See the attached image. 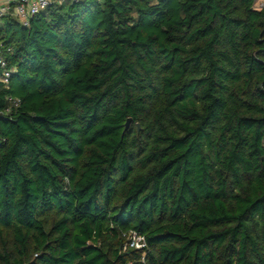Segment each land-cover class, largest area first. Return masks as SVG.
<instances>
[{"label": "trees", "instance_id": "1", "mask_svg": "<svg viewBox=\"0 0 264 264\" xmlns=\"http://www.w3.org/2000/svg\"><path fill=\"white\" fill-rule=\"evenodd\" d=\"M256 1L0 18V264H264ZM133 230L147 247L125 248Z\"/></svg>", "mask_w": 264, "mask_h": 264}, {"label": "built area", "instance_id": "2", "mask_svg": "<svg viewBox=\"0 0 264 264\" xmlns=\"http://www.w3.org/2000/svg\"><path fill=\"white\" fill-rule=\"evenodd\" d=\"M66 2V1H80V0H0V18L5 15L11 14L17 17L24 24H28L29 20L36 16L37 14L45 11L55 2ZM256 1L255 8L261 9L264 7V0ZM13 48L11 46L5 47L3 42L0 41V70H1V82L8 86L10 83V78L15 71L13 67H8L6 53H12ZM12 106H19L20 100L18 98L9 97ZM10 107L7 108L9 112ZM124 236L127 239L128 246L142 250L147 247V240L145 236L139 234L136 231H129L125 233Z\"/></svg>", "mask_w": 264, "mask_h": 264}, {"label": "water", "instance_id": "3", "mask_svg": "<svg viewBox=\"0 0 264 264\" xmlns=\"http://www.w3.org/2000/svg\"><path fill=\"white\" fill-rule=\"evenodd\" d=\"M131 121H132V118H129L128 121H127V123H126V129L130 126Z\"/></svg>", "mask_w": 264, "mask_h": 264}, {"label": "bare ground", "instance_id": "4", "mask_svg": "<svg viewBox=\"0 0 264 264\" xmlns=\"http://www.w3.org/2000/svg\"><path fill=\"white\" fill-rule=\"evenodd\" d=\"M8 15H11V14H8ZM8 15H5V16H8ZM3 17H4V16H3ZM3 17H2V18H3Z\"/></svg>", "mask_w": 264, "mask_h": 264}, {"label": "rangeland", "instance_id": "5", "mask_svg": "<svg viewBox=\"0 0 264 264\" xmlns=\"http://www.w3.org/2000/svg\"><path fill=\"white\" fill-rule=\"evenodd\" d=\"M259 1H260V0H259ZM259 1H258V2H259Z\"/></svg>", "mask_w": 264, "mask_h": 264}]
</instances>
